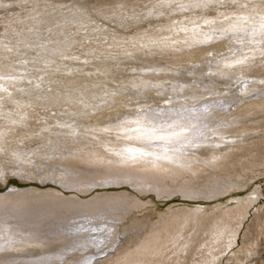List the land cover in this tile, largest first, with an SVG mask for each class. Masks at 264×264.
<instances>
[{"label":"bare ground","instance_id":"bare-ground-1","mask_svg":"<svg viewBox=\"0 0 264 264\" xmlns=\"http://www.w3.org/2000/svg\"><path fill=\"white\" fill-rule=\"evenodd\" d=\"M128 1L130 0H116V4L123 6L117 11L113 10V5L109 6L113 15L127 16L128 7L141 3V0H131L126 4ZM219 1L222 0H180L179 9L174 2H170L157 6L159 8L154 12L171 17L177 11L183 13V9L205 10L210 4L215 5ZM38 2L36 0L34 4ZM191 2L194 4L190 6ZM237 6L233 8L234 11L240 10L246 14L250 10H262L264 15V4L257 7ZM33 11V19L36 16L42 18L40 27L43 24L51 25L48 7L43 11L39 8ZM234 11H222L224 13L219 14V17L224 20ZM102 12L107 13V10ZM197 18L192 16L185 19L194 21ZM33 19L17 22H37ZM79 20L72 22L76 25L70 28L73 30L71 33H75L72 35L62 31L61 23L64 21L56 18L54 24L58 27L54 29L55 35L57 40H63V45H57V42L37 48L35 51L38 58L35 59L39 62L31 66L32 73H28L20 58L22 54L27 56L30 50H34L30 45L24 46L25 42L20 48H9V53L15 56L12 60L16 64L8 62V59L0 61V92L24 88V92L28 93L26 97L22 94V101H13V106H5L3 122L6 124L4 128H0V150H5V156L0 155V167L5 166L3 160H8L12 165L8 167L10 171H24L19 177L21 183L53 182L59 188L77 190L80 193L68 194L57 187L42 189L38 186L29 191L20 192L17 189L0 194V264H15L13 262L18 260L21 261L17 264L46 263L61 259L76 247H94L87 234L66 233L73 228L67 224L68 218L73 222H80L78 219L85 217V221L90 222L93 215H99L103 221L104 214L112 220L136 211L144 214L149 204L144 196L150 186H155L157 190V186L165 180L175 183L178 179L211 165L210 160L221 150L219 144L240 137L242 131L237 130L250 128L247 123H252L254 119L250 115L264 109V98L251 100L242 108L239 107V110L236 103L243 104L240 96H220V92L228 91L225 90L226 83H239L250 76L258 79V76L252 77L253 73L263 72L261 69L264 68V58L260 59L263 64H256L258 55L253 51L254 45L251 43H257V37L264 34V26L257 27L251 23L247 27H236L237 30L232 26L230 31L208 33L207 36L203 33L206 30L200 28V25L195 27L198 32H191V22L189 25L180 21L178 26L182 29L177 32L182 31L181 35L185 37L178 38V52L169 54L166 48V52L144 56L133 51H137L139 45L141 48L169 46L172 39H167V36L164 37L168 41H156L144 35L140 36L141 39L126 37L117 28L102 30L91 20ZM204 23L209 24L207 21ZM113 24L125 28L129 25V20ZM83 26L86 30L91 29L85 37H81L83 34L80 30ZM178 26L169 24L159 27L177 29ZM61 32L63 36H60ZM201 33L203 37L200 38ZM249 35L250 45L245 49L251 48V53L248 51L250 54H247L243 48L238 50L239 40H235V37ZM40 39L39 37L37 40ZM0 44L3 46L1 42ZM91 48L90 54H82L81 57L79 51H88ZM73 49L74 52L71 51ZM249 55L253 58L250 61L247 60ZM137 80L140 82L136 83ZM219 84H222L221 88L216 87ZM50 87L56 88L50 95L45 96L46 102L33 98V94L42 96L35 89L47 91ZM250 88L256 90L252 84L247 89L244 86L245 90L242 89L240 94L247 93ZM81 91L86 97L83 100ZM56 94L61 101L58 99L54 102ZM206 94L219 96L202 100ZM95 95L100 97L94 98ZM168 96L177 101L172 103L171 98L167 100ZM196 103L198 104L195 106ZM0 104L5 102L0 100ZM210 107L213 110L206 112ZM184 110L196 114L187 115ZM214 120L222 124H216ZM87 121L90 122L85 124ZM88 136L93 138L86 143L80 142L88 139ZM159 137L164 139H158ZM74 144L86 147L75 153H68L67 150L75 149L72 147ZM60 147H64L63 150ZM49 151L59 155V159L45 164L50 160ZM257 165L256 162H251L245 168L249 170ZM235 183L238 187L243 185L239 179ZM113 186H129L131 190H137V193L129 192L126 187L121 191L107 189ZM95 188L97 189L92 192ZM205 188L196 189L180 184L174 188H164L161 192L165 195L181 192L186 196L204 197H214L220 192L215 181L209 182ZM235 188L236 186L229 185L225 190ZM249 203L247 201L224 214L241 215ZM191 214L183 212L159 222V227L151 228L138 238V242H132L126 247L125 260L132 259L136 252L146 251L152 244L159 243L162 246L161 230L171 226L174 221H196L199 218L193 210ZM224 214H220L217 219H222ZM98 225L101 224H87L83 228L94 226L97 229ZM43 226L47 229L44 230ZM40 244L48 253L41 254V250L36 248Z\"/></svg>","mask_w":264,"mask_h":264},{"label":"rangeland","instance_id":"rangeland-1","mask_svg":"<svg viewBox=\"0 0 264 264\" xmlns=\"http://www.w3.org/2000/svg\"><path fill=\"white\" fill-rule=\"evenodd\" d=\"M35 1L36 0H0V42L3 44V46L0 44V61L2 59H8V62L10 61V63L12 62L16 64L15 60H12L15 56L9 53V48H20L23 42H25L24 46L28 47L30 45L29 47L34 49L30 50L31 52L27 54V56L22 54L20 57L22 63L25 64L28 73H32L33 68L31 66L39 62L36 60L38 58L37 51H35L37 48L43 45H48L49 43L57 44V42L59 43L57 45H63V40H57V35H55L54 29L58 27L57 24H54V22L56 23V18L57 20L64 21L61 25L63 26L62 31L67 32L66 34H75L71 33L73 30H70V28L72 29V27L76 26L72 22L80 19L79 21L91 20L94 25L98 26V29L102 28V30L117 28L122 33L124 32L123 34L126 37L134 36L135 38L138 37V39H141L140 36H146L152 39L154 38L156 41L172 39L171 41L173 42L170 43L169 46L161 45L160 47L147 46L141 48L139 45V49L133 51L139 55L144 54V56H150V54L157 52H166V48L169 50V54L178 52V50H180L177 43L178 38H180V36L185 37V35H181L182 31L177 32L182 29L178 26L180 25L178 24L180 21L183 23L186 22V24L191 22V32H198L195 27L200 25V28L206 30L203 32L206 35L208 33L220 34L223 31H230L232 26L237 30L236 27H247L251 23L257 27L264 26V15H262V10L255 12H251L250 10L245 14V12L240 10L234 11L233 9L234 7L237 8V5H240V7H257L263 5L264 0H222L215 5L210 4L205 10L188 11L183 9L181 11L183 13L177 11V13H173L171 17H165L163 13L158 14L154 11L158 10L160 6L166 5L170 2H174L176 8L179 9L181 7V4L178 3L180 0H141V3H138V5L136 4L128 7L129 11L127 16L120 14H118V16L113 15V10L116 9L117 11L123 7L116 4V0H37V2H39L34 4ZM129 2H131V0L126 4H129ZM44 3L45 6L46 4L49 5L46 7H48L50 11H48V14H51V25L43 24V27H40L42 18L36 16L33 19L32 13L35 12L33 10L37 11V8L42 11L45 10L46 7L43 6ZM193 4L194 3L191 2L190 6ZM112 5L113 10L109 7ZM125 8H127V6H125ZM101 9L103 11L107 10V13L102 12ZM231 10L234 12L226 16L224 20L219 17V14L226 13V11L229 13ZM192 16H197L198 18L194 21L192 19H185ZM213 18H215V20H213ZM32 19L37 22L32 21L28 24H19L17 22V20L22 23L31 21ZM140 19H143V21L141 22ZM121 20H129V25L123 28L120 25L115 26V24H113V22H121ZM204 21H207L209 24H205ZM169 24H174L178 27L177 29H173L172 27V29L159 27L161 25L169 26ZM19 25H24L25 27ZM97 30H95V32ZM80 31H82L81 33L83 34L81 37H85L86 34L91 32V29L86 30L83 26V29ZM29 32H31V34H29ZM61 35L63 36L62 32L60 33V36ZM200 35V38L203 37L202 33ZM164 36H167V39ZM39 37L41 39L37 40ZM242 37L243 38L235 37V40H239L238 50L243 48L245 52H250L251 48L248 50L245 49L247 45H250V42H248L250 35L248 37ZM42 38L44 40H42ZM52 38H56L57 41L55 39L52 40ZM257 38L260 41L256 40L255 42L257 43H251V45H254L253 51L258 55L256 57V64L261 65L263 64L261 60L264 58V34ZM194 39H197V37ZM92 48L89 49L90 51H79L81 57L82 54H90ZM71 51L74 52L75 50L73 49ZM249 52L247 54L251 53ZM6 54L10 56L8 57ZM252 59V56L249 55V59L247 60L250 61ZM1 68L2 65L0 64V74ZM261 70L263 72L259 71L253 73L252 77L258 76V79L247 76L248 78L241 80L239 83H233V81H231L232 84L230 85L226 83L225 90L228 91L220 92V96H240V101L243 104H240L239 102L236 103L238 108H242L245 103L251 100L264 98V68ZM139 82L140 80L136 81V83ZM252 84H254L256 88L255 91H253V88L252 90L250 88L247 91L248 94L244 93L247 94L246 96L240 94L244 86L245 89H247L250 86L252 87ZM216 87L221 88L222 84H219ZM54 88L50 87L47 91H39L35 89V91L42 93V96L39 97L36 94H33L32 96L36 100L46 102L47 99L45 96L54 92ZM25 90L24 88H21L11 90V92H0V100L5 102V104H0L1 129L4 128L6 124L3 122L6 115V110H4L5 106H10L13 104V101H22L23 96L26 97V95H28V93L24 92ZM67 90L70 89L67 88ZM206 91L208 92L209 90ZM82 92L83 91L80 92V96L83 100L86 97H84ZM218 96L219 95L216 94H206L202 100H209L213 97L217 98ZM97 97H100V95H95L94 98ZM170 98L172 99V103L177 101V99H174L171 96H168L167 100H170ZM58 99L60 98L56 94V100H54V102ZM221 101L223 102L224 100ZM197 104L198 103H196L195 106ZM241 108H239V110ZM212 110L213 109L210 107L206 109V112ZM235 110H233V112ZM262 110L254 112L252 116L250 115L251 118L254 116L252 123H247L250 128L237 130L238 132L242 131L240 137L236 139L233 138L234 140L228 139L226 142L219 144L221 150H219L217 155L213 157V160H210L211 165L206 166V168L203 167V169L196 171L191 175H186L182 179H178L175 183H172L170 180H165L157 186V190H155V186H150L147 195L144 196L145 200L149 202L144 214H141L139 211L126 213L123 216L120 215L117 220H112L104 214L102 217L103 221L100 220L99 215H93L90 220L88 218L90 222H86L85 217H80L78 219L80 222L77 220L73 222L68 218L67 224H70L73 228L67 230L66 233L72 235L85 233L90 236L89 240L93 242L94 247L91 245H89L90 248L88 249L84 247L86 245L76 247L74 251L67 253L61 259L58 258L40 264H128V262H130V264H264V109ZM183 112L187 115L196 114L195 112H191L193 113L191 114L187 110H184ZM260 112L262 114H260ZM89 120L91 121V118ZM90 121L85 122V124H88ZM213 122L216 124H222L218 120H214ZM205 131H207V129ZM87 138L88 139H82L80 142L86 143L93 137L88 136ZM33 147L35 148V145ZM72 147L75 149L67 150L70 154L75 153L77 150L85 149L86 146H75L74 144ZM60 148L63 150L64 147ZM51 150L54 151V149ZM0 152L1 156H5L3 154L5 150H0ZM48 156L50 160L45 162V164L53 159H59V155L52 154L50 151L48 152ZM251 162H256L258 165L247 170L245 167L250 166ZM3 164L5 166L0 167V194L17 191V189L20 190V192L29 191L38 186L42 189H46L47 187H60L53 182L36 184L33 181H23V183H21L19 177L24 171L20 173L10 171V168L8 169V167L12 165L8 163V160H3ZM238 179L244 186H237L235 182H237ZM212 181L218 183L220 191L214 197H204L203 195L186 196L181 192H176L174 195H165L161 192L164 188H174L180 184L188 185V187L192 186L196 189H206L205 187L207 184ZM229 185H234L236 188L233 190H225V187ZM13 186L15 189H12ZM125 187L129 192L137 193V190H131L129 186H113L107 187V189L121 191ZM59 189L68 194H71L72 192L80 194L77 190L67 189L69 190L67 191L63 187ZM96 189L97 188L93 189L92 192ZM100 189L105 190L104 188ZM247 201L250 203L246 206V209H244L245 212L241 215L238 213L234 215L224 214L229 211V209H236ZM191 210L199 216L196 221H174L171 226L161 230L160 241L163 242V244H161L162 246H159V243L158 245L152 244L146 251L136 252L133 254L132 259L125 260L124 251L128 245H131L132 242H138V238L148 232L151 228L155 229L159 227V222L171 219L175 215L183 212L191 214ZM220 214L224 215L222 219L218 220L217 217L220 216ZM63 220L64 219H62V221ZM87 224L101 225H98L97 229H94V226L91 228L87 226L83 228ZM43 229L45 230L47 228L43 226ZM82 247L84 249H81ZM36 248L41 250L40 252L43 255L48 253V251H44L46 248H44L42 244ZM22 257L26 258L25 256ZM36 257H38V255ZM18 261H14L13 263L17 264L19 263Z\"/></svg>","mask_w":264,"mask_h":264},{"label":"snow or ice","instance_id":"snow-or-ice-1","mask_svg":"<svg viewBox=\"0 0 264 264\" xmlns=\"http://www.w3.org/2000/svg\"><path fill=\"white\" fill-rule=\"evenodd\" d=\"M158 139H164V137H159Z\"/></svg>","mask_w":264,"mask_h":264}]
</instances>
